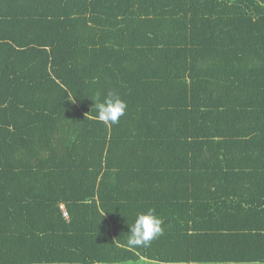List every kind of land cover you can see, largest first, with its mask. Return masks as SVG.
Instances as JSON below:
<instances>
[{"label": "trees", "instance_id": "obj_1", "mask_svg": "<svg viewBox=\"0 0 264 264\" xmlns=\"http://www.w3.org/2000/svg\"><path fill=\"white\" fill-rule=\"evenodd\" d=\"M141 258L264 263V0H0V264Z\"/></svg>", "mask_w": 264, "mask_h": 264}, {"label": "clouds", "instance_id": "obj_2", "mask_svg": "<svg viewBox=\"0 0 264 264\" xmlns=\"http://www.w3.org/2000/svg\"><path fill=\"white\" fill-rule=\"evenodd\" d=\"M94 101L95 119L107 128L118 124L120 118L126 114L127 101L119 95L109 93L102 102L99 100ZM129 228L127 248L139 255L136 252L137 248L148 247L152 240L162 235L164 230L163 219L154 208H149L146 212L137 214L134 223L129 225ZM141 264H144V262L141 261Z\"/></svg>", "mask_w": 264, "mask_h": 264}, {"label": "crops", "instance_id": "obj_3", "mask_svg": "<svg viewBox=\"0 0 264 264\" xmlns=\"http://www.w3.org/2000/svg\"><path fill=\"white\" fill-rule=\"evenodd\" d=\"M141 261H143L144 264H264V263H193V262L191 263H186V262L169 263V262L148 260L146 258H141L137 261L122 262V263H93V264H141Z\"/></svg>", "mask_w": 264, "mask_h": 264}, {"label": "built area", "instance_id": "obj_4", "mask_svg": "<svg viewBox=\"0 0 264 264\" xmlns=\"http://www.w3.org/2000/svg\"><path fill=\"white\" fill-rule=\"evenodd\" d=\"M63 208H64V206H63ZM65 215L68 216V213L66 211H65Z\"/></svg>", "mask_w": 264, "mask_h": 264}]
</instances>
